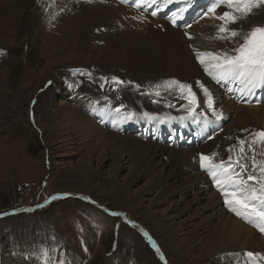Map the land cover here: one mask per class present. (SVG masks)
Here are the masks:
<instances>
[{"label":"rangeland","instance_id":"1","mask_svg":"<svg viewBox=\"0 0 264 264\" xmlns=\"http://www.w3.org/2000/svg\"><path fill=\"white\" fill-rule=\"evenodd\" d=\"M68 1L83 8L88 3L90 9L94 8L93 0ZM206 3L207 0L200 1V5ZM200 5L191 11L190 27L183 26L192 29L189 32L192 37L207 27L217 33L216 24L204 26L203 22L212 18L193 20ZM52 15L48 0H30L25 12L30 23L22 22L15 29L6 28L0 32V264H197L195 260H202V256L196 251L207 241L211 244L209 255L214 250L220 252L231 246L232 250L243 248V252H253L254 239L264 233L254 228L252 236L243 237L232 223L224 220L214 223L207 237L198 241L194 231L201 223L195 217L209 205L210 193L204 191L199 201H194L186 188L182 192L174 193L172 188L161 193L159 181L143 166L135 171L139 178L126 183L137 166L132 165L133 151H121L120 141L110 132V126L99 124L95 113L104 109L102 104H97L98 109L89 110L80 100L90 96H112L115 89L119 92L133 89L134 81L125 78L119 79L123 83L113 81L105 74L106 70L96 65L99 63L97 49L82 39L81 33L75 40L72 27L65 28L64 32L57 29ZM235 15L240 16L239 13ZM237 22L245 34L253 27H264V5L240 16ZM83 29H89L88 22ZM57 33H69V37L58 40ZM238 37L242 41L243 34L223 40L226 42L223 49H229V45L235 47ZM91 43L94 45V41ZM95 46H101V42L97 41ZM76 69L84 70V74L74 72ZM169 77L177 80L176 76ZM81 81L96 93L82 88ZM151 100L170 109L163 112L171 117L187 114L185 107H181L186 105L185 100L178 101L176 107L168 105L172 100L162 97L154 96ZM260 102L253 103L258 105L253 115L260 113V120L249 116L248 121H244L236 106L231 105V114L223 115L227 120L221 128L213 130L214 126L211 127L215 132L212 139L190 142L191 147L183 146L182 136H173L169 130L163 138L154 137L157 143L154 150L160 159L158 168L166 165L169 172L177 171L192 154V161L197 164L199 154L216 147L222 151L219 155L222 159L227 160L229 155L235 159L240 155L239 141L244 140L241 156V163L247 164L244 175L246 177L249 172L259 175L258 167L255 171L252 168V159L264 162V142L255 136L264 131V97ZM68 104L80 108L99 128L97 137L87 139L88 130L75 133L71 125L78 126L79 122L75 121L83 120L81 116L67 124L64 115L69 111ZM202 113L208 116L211 125L217 123L215 113L211 115L212 110ZM139 131L128 128L120 132L134 136ZM191 138L201 137L189 134L186 143ZM99 139L100 146L111 144V152L101 155V149H97L88 155V149L97 145ZM138 139L144 138L139 136ZM174 149L190 152L176 160L172 157ZM117 154L121 155L124 167L113 176ZM116 179L117 186H126V196L118 197L114 193ZM212 186L216 187L215 183ZM217 196L216 202L224 203L222 193ZM168 222L172 227L177 226L176 232L172 233ZM172 240L182 245L181 250L174 248ZM254 253L264 256L261 250ZM221 259L215 264H241L235 257L224 260L221 256ZM263 260L257 258V262Z\"/></svg>","mask_w":264,"mask_h":264},{"label":"bare ground","instance_id":"2","mask_svg":"<svg viewBox=\"0 0 264 264\" xmlns=\"http://www.w3.org/2000/svg\"><path fill=\"white\" fill-rule=\"evenodd\" d=\"M118 1L119 0H93L94 8L91 9L88 7V3H86V7L83 8L78 3L71 4L68 0H48V4L49 10L51 14H53L51 18L56 20L55 26L57 29H62L64 32L65 28L72 27L75 29L73 35L75 40L76 37L79 38L77 34L81 33L82 39L84 38L87 42H90V46L92 45V47L97 49V52H99V63L96 65L102 70H106L105 74L111 77H118V79L125 78L129 79V81H134L135 87L133 89L124 92L123 90L119 92L115 89V91L111 92L112 96L102 95V97L97 98L90 96L84 99V101H82V99L80 100L81 104L89 110L98 109L97 104H102L104 109L99 110V113H95L100 119L99 124L102 126L103 123H106L110 126V132L115 136V139L120 141L119 147L121 151H127L129 149L133 151L134 161H132V165L134 166V164H137V166L126 183L135 181L139 178V176H135V171L143 166L147 171L155 175V179L159 181L161 186V193H166V190L172 188L174 189V193L179 191L182 192L183 189L186 188L190 190L189 193H191L194 201H199L200 195L204 191L205 194L210 193L209 205L205 209L200 210L195 217V220L201 223L200 226L195 227L194 231L199 237L198 241H203L210 232L212 225L219 220L232 223L233 227L238 230L239 235L243 237L252 236V233L257 228L253 224L237 216L225 203L216 202L218 200L217 195H221V192L217 187L212 186L214 181L211 179L208 172L200 167L199 157L201 154L211 155L215 152L217 154L215 161L219 162L220 160H224L219 156L222 155V151L218 150L217 147L211 148L206 152L204 151L197 157V164L192 161V154L190 158L187 157V161L181 165L180 169L169 172L166 165H162L160 169L158 168L160 159L157 155V150H154L157 143L153 140L154 137L159 139L163 138L167 130H169L173 136L180 134L182 136V145L185 147H191L189 145L190 142H201V140L206 138L212 139L211 136L215 132L211 131V127L214 126L213 130L221 128L222 123L227 120L223 115L229 116L231 114L229 110L231 105L236 106L239 111L238 115H240L244 121H248L249 116H253L256 120H260V113L253 115L255 114L253 112L257 110L256 107L258 106L253 103H261L260 99L264 97V88L256 89L254 94L241 96L239 93L229 92L228 87H232V85H227V82H225L224 85L217 84L207 76L203 71V66L195 58L194 49L216 52L223 49L226 42L216 38L217 33L211 31L209 27L206 29L201 28V30L192 37L193 35L189 33L192 29L183 27L184 21L178 23V20L177 25H172L167 15L170 16L172 11L181 7L180 3L170 5L167 9L158 13L157 16H152L150 15V12L153 10L152 8L144 10L133 6L129 0H122L123 2L121 3ZM124 1L127 2L124 3ZM29 2L30 0H0V32L1 29H15L19 27V25H22V22L24 24H26V22L30 23V20H26L27 18L25 16ZM191 11H193V9L190 8L188 12L184 13V18L187 23L188 19L192 18ZM222 11L229 10H227V6H221V8L217 9V14ZM28 18L31 19V17ZM87 22L89 24V29L86 31L83 28ZM203 23L204 26L210 23L216 24L215 26L217 28V25L221 22L211 19ZM229 27L238 30L240 34H245L242 26H240L238 22L230 24ZM189 35L191 36L190 38ZM57 36H59L58 40L62 38L65 40L69 37V33H57ZM92 41H94V45L91 43ZM97 41L101 42V46H95ZM211 41L213 42L211 43ZM237 41L239 43L242 42L239 37ZM231 47L232 45L228 46L229 49ZM120 66L128 70L126 71L124 68L121 69ZM169 75L176 76V81L192 85V90L196 93L199 102L196 108L198 113H202L208 108L204 104L203 93L198 89L196 81H201V83L212 92L214 108L217 106L218 109H215V112L212 110L211 115H214V113H222L215 125H211L206 115L198 116L195 122L188 118L172 119L173 117H187V114H179L171 117L170 114L163 112L170 109L164 108V105L161 103H156L151 100L152 97L157 96L154 93L159 92V95L162 96L158 95V97L165 98L166 101H173L168 103V105L172 107H176L178 104L177 102L180 100L182 101L178 88L175 86L171 89L163 87L164 81L175 80L169 77ZM77 78L80 80L78 75H76V79ZM81 82L80 86L82 88L93 90V92L96 93V90L83 81ZM157 84L162 86L156 88ZM142 89L145 91L142 92ZM97 94L99 93L97 92ZM68 109L69 111L64 115L67 124H72L74 120H78L75 118L78 116H81L83 119L81 121H75L77 123L79 122L78 126L71 125L75 133H82L88 130L86 134L87 139L91 137L95 138L100 134L99 128L84 116L80 108H77L74 104H68ZM185 110H187L186 107ZM132 112H135V117L127 119L128 115ZM145 112L149 114L147 118L143 116ZM159 114L163 115L159 116ZM158 116V120L153 119V117ZM128 128H133V130L138 129L140 131L134 136H126L120 132ZM192 133L197 134L201 138L198 140L191 138L186 143L185 140L187 136ZM139 136L147 140L138 139ZM100 143H102V141L99 139L97 145L91 146L88 149V155L97 149H101V155L111 152L109 150L111 148L110 143H107L108 145L103 143V146H100ZM163 146L167 147L166 144ZM223 151L226 152V149ZM113 152L115 154V151ZM186 152L189 153L190 151L174 149L172 157L177 160V158L182 157ZM84 163L86 162L84 161ZM243 163L245 164L246 162ZM114 166L115 170L113 176H115V171L124 167L121 155H116ZM202 171L210 181L205 178L204 174L201 173ZM166 172H169V175L165 176ZM115 183L114 193L118 197L126 196V186H117V179ZM215 195L217 196L216 198L213 197ZM168 226L170 230L173 231L172 233L176 232L177 226L172 227V223L170 222H168ZM189 236H187L186 239L189 238ZM263 237L264 234L254 239L255 249L252 250L253 253L261 250L264 254ZM171 242L175 244L174 248L181 250L182 245H179L174 240ZM210 248L211 244L207 241L203 247L196 251L202 256V260H200L202 264H215L216 260H222L221 256L224 260L233 259L235 257L236 259H240L239 261H241V264H253L252 260L246 255L251 251L246 250L243 252V248L236 251L232 250L233 248L231 246L232 249L227 248L220 252L214 250V253L209 255L207 252L211 250ZM195 261L197 264H200L199 259ZM257 264H264V260L258 261Z\"/></svg>","mask_w":264,"mask_h":264},{"label":"snow or ice","instance_id":"3","mask_svg":"<svg viewBox=\"0 0 264 264\" xmlns=\"http://www.w3.org/2000/svg\"><path fill=\"white\" fill-rule=\"evenodd\" d=\"M137 7L147 10L152 8L150 15L157 16L162 10L167 9L170 5L180 3L181 7L172 11L170 22L177 25L178 20L184 21V26L190 27V24L184 18V13L189 9H195L200 5V0H129ZM264 5V0H207V3L200 5L199 11L193 19L210 17L221 23L217 25V37L220 40H232L240 35L236 29L229 27L240 19V16H246L254 8ZM221 6H227L229 11H222L217 14V9ZM239 13L240 16L235 15ZM187 35V34H186ZM190 38V37H189ZM196 60L203 66V71L211 80L217 84L232 85L228 87L229 92H236L244 95L254 94L258 88H264V27H253L249 32L243 35L242 42L230 49H221L216 52L200 51L194 49ZM76 73L84 74V70H73ZM91 75V73H87ZM107 79V78H101ZM113 81H119L118 77H111ZM198 89L203 93L204 104L210 110L215 112L214 99L212 92L209 91L203 83L196 81ZM162 85L157 84L156 88ZM176 87L180 91V99L186 101L187 117H173L172 119H191L196 121L198 116L206 115L198 113L196 108L198 100L196 93L192 90V85L181 83L176 80L163 82V87L171 89ZM159 95V92H156ZM135 112L128 115L127 119L135 117ZM219 119L222 113H215ZM147 118L149 114L143 113ZM153 119H159L153 117ZM264 142V131L255 133ZM240 155L234 159L231 155L227 160L215 161L216 153L211 155L201 154L199 157L200 167L206 170L214 181L216 187L223 195L224 203L237 216L243 218L250 224H253L260 232L264 233V162H257L252 159V168L255 171L258 167L259 175L249 172L245 177L247 165L241 163V156L244 153V140L239 141ZM231 151V148L229 149ZM55 199V197H53ZM38 207H40L38 205ZM118 215L119 213H112ZM147 235V233H145ZM247 257L253 264H257V258H264L261 253L248 252Z\"/></svg>","mask_w":264,"mask_h":264}]
</instances>
